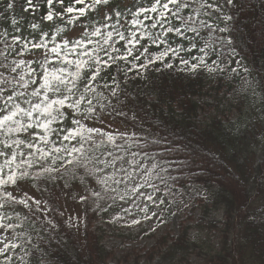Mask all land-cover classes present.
<instances>
[{"label":"trees","instance_id":"trees-1","mask_svg":"<svg viewBox=\"0 0 264 264\" xmlns=\"http://www.w3.org/2000/svg\"><path fill=\"white\" fill-rule=\"evenodd\" d=\"M124 1L63 0L71 25L84 24L66 37L69 22L20 20L0 0V152L30 142L45 164L30 176L0 153V226L14 232L28 264H107L101 228L92 227L105 206L87 195L109 186L122 159L129 169L138 163L152 191L204 202L196 228L219 233L213 246L187 226L164 235L153 264H264V0H132L128 9ZM53 7L43 0L42 17ZM235 67L248 73L242 100L261 123L254 149L252 123L202 112L209 81L228 75L238 83ZM108 119V129L93 126ZM79 200L81 216L68 212Z\"/></svg>","mask_w":264,"mask_h":264},{"label":"rangeland","instance_id":"rangeland-1","mask_svg":"<svg viewBox=\"0 0 264 264\" xmlns=\"http://www.w3.org/2000/svg\"><path fill=\"white\" fill-rule=\"evenodd\" d=\"M77 1L84 3L85 6L95 7L97 5L93 0ZM103 1L108 0H97L96 3ZM210 1L216 3L218 0ZM54 2L55 7L52 9L54 15L44 18L41 14L43 0H32L31 2L28 0H9L10 7L19 16L20 20L33 22L41 20L45 26L52 23L66 24L67 22L71 25L69 16H71L72 11H68L64 7L63 0H54ZM132 2V0H125L123 8L128 9ZM100 12L104 15V9ZM5 16L6 10L0 4L1 23L4 22ZM78 20L79 18H76L71 27L69 26L66 37H76L82 32L84 24ZM50 28L47 30L50 31ZM67 28L68 26H63L64 30ZM226 31L229 32V29L226 28ZM48 36L49 32L46 34V39ZM41 55L47 57L46 64L52 60L47 52H42ZM44 68L50 69L46 65ZM225 69V67L222 68L224 72ZM231 75H239V82L235 83L232 81L233 78L228 75H224L221 80L215 76L214 82L209 81L200 97L201 102H204L202 112L203 114L217 113L223 120L241 119L244 121L246 119V123H252L255 131H251L247 136L250 138L249 142L254 149L259 141L262 128L256 113L249 106H245V100H242V95L247 88L245 83L248 81V73L245 69L239 71V69L233 68ZM250 92L251 96H247V98L252 100L254 87ZM111 123L113 122L108 119L95 122L93 126L98 130L108 129L113 125ZM5 152L1 151L0 153H2V159L7 162L8 166L23 168L25 173L30 176H33L36 172H43L45 169L43 161L38 159L32 151L30 142H15L11 148V153ZM259 155L260 152L258 151L256 156ZM124 164V160L117 159L115 165L117 170L112 171L109 186H104L105 190H100L103 193L89 190L87 195L95 208L105 206L106 214L92 220V227L100 226L101 228V240L105 244V249H107V264H153L158 260L161 252L164 251L165 245L160 242L164 235L176 236L186 226L190 235L204 240V245L213 246L218 243L219 233L216 230L204 229L199 233L196 228V221L201 214L204 202H200L194 195L187 196L186 193L178 192V196H175L173 191H164L162 195L158 191H152L148 181H145L144 173L138 170V163L132 161L130 169L129 166ZM75 187L78 194L83 191L86 192L81 187L78 189L77 185ZM16 192L18 195L23 194L22 192ZM197 192L201 197L202 195L207 196L204 189L197 188ZM68 193V191H63L64 198L68 197ZM262 197L264 198V195ZM34 199H37V196ZM260 201L261 203L264 202L263 200ZM55 203L60 204L56 200ZM82 207L83 202L79 200L74 204H68L67 208L68 212L72 211L81 216ZM208 207L212 208V205L208 204ZM212 214L218 219L223 217L221 211H212ZM15 238L14 232L8 230L5 226H0V257L6 256L5 264H28L26 255L17 248L16 244L12 243ZM151 250L157 251L152 259L149 258L153 252ZM203 250H205V247ZM190 259L195 262L200 258L193 253L190 255ZM38 264H47V260L44 259Z\"/></svg>","mask_w":264,"mask_h":264}]
</instances>
